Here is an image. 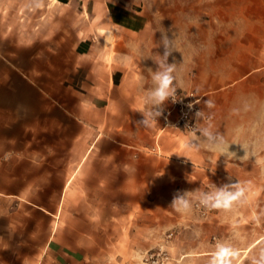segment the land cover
<instances>
[{
  "label": "crops",
  "instance_id": "0c3cea01",
  "mask_svg": "<svg viewBox=\"0 0 264 264\" xmlns=\"http://www.w3.org/2000/svg\"><path fill=\"white\" fill-rule=\"evenodd\" d=\"M83 1L95 21L65 77L66 105H58L55 90L37 85L7 91L24 99L19 104H33L34 121L4 120L0 130L36 136L2 142L34 146L35 160L26 162V173H14L15 157L0 170V264H82L97 242L121 251L139 225L170 213L186 179L218 174L206 168L204 145L185 149L191 132L165 126L177 120L170 101L158 123L138 125L151 86L148 68H157L142 56L163 54L156 47L160 31L177 36L183 55L174 51L168 62L182 63V90L205 97V91L222 94L234 77H264V0ZM7 63L11 77L13 63ZM16 108L22 113L20 105L0 113L9 117Z\"/></svg>",
  "mask_w": 264,
  "mask_h": 264
},
{
  "label": "rangeland",
  "instance_id": "374dc122",
  "mask_svg": "<svg viewBox=\"0 0 264 264\" xmlns=\"http://www.w3.org/2000/svg\"><path fill=\"white\" fill-rule=\"evenodd\" d=\"M91 11L83 0H0V111L7 105H20V112L27 111L22 114L16 108L9 117L0 113V122L34 121L33 104H19L24 99L7 94L10 90L30 91L37 85L55 90L58 105H66L65 77L73 71L78 43L95 21L88 15ZM7 61L13 63L11 77ZM234 78L222 94L205 91L203 104L213 101L214 107L206 110L210 123H215V130L229 142L247 145L249 158L226 159L207 149L206 168L218 174L186 179L184 187L185 191L207 190L212 184L219 187L239 180L247 185L245 201L228 211L199 209L195 200L188 212L171 207L166 217L154 218L148 226L139 225L137 236L123 243L121 251L113 242H97L82 264H209L218 244L225 246L220 264H254L260 259L264 252V77ZM35 136L34 130H0V170L3 166L9 169L10 159L15 157L14 173H26V162L34 163L35 147L5 146L2 142L8 137ZM229 150L237 157L244 155L238 144L230 145ZM2 181L0 178V185ZM35 196L40 201V196Z\"/></svg>",
  "mask_w": 264,
  "mask_h": 264
},
{
  "label": "clouds",
  "instance_id": "9594fccd",
  "mask_svg": "<svg viewBox=\"0 0 264 264\" xmlns=\"http://www.w3.org/2000/svg\"><path fill=\"white\" fill-rule=\"evenodd\" d=\"M160 33L161 40L156 47L162 46L164 49L163 54H154L151 51L147 57L142 56V59L151 58L157 65L155 71L148 68L151 75V86L143 92L142 103L144 107L137 110L142 113L144 117L143 120L138 122V125L143 127H150L158 123V117L161 116L165 104L169 101L175 103L181 98L177 95V91L181 90L180 65H182V63L177 64L175 62H168L169 56L174 51L181 52L176 44L177 36L173 32V38H169L165 29L160 31ZM137 52L139 53V49ZM189 107H191V105H189ZM205 107L206 109L213 108V101L210 99L205 101ZM196 116L197 123L194 127L188 128L191 132V136L185 143V149L199 150L200 146L204 145L207 149L218 152L219 157L224 156L226 159L232 158L239 160L249 158L248 146L239 142H229L224 134H220L218 130H213L205 111L202 110L197 112ZM232 144L241 146L244 151L242 157H237L235 151L229 150ZM7 156L8 154H6L5 158H7ZM246 192V183H241L239 180L237 183L223 184L219 187L212 184L207 190L199 188L195 191L177 193L173 198L171 207L175 208L178 212H188L192 209L193 200H195L198 205L204 209L228 211L245 201ZM224 247L223 244L217 245V251L213 253L212 258L209 260V264H220V254L221 251L224 250ZM254 264H264V252L261 253L259 260L254 261Z\"/></svg>",
  "mask_w": 264,
  "mask_h": 264
},
{
  "label": "built area",
  "instance_id": "2783aa9c",
  "mask_svg": "<svg viewBox=\"0 0 264 264\" xmlns=\"http://www.w3.org/2000/svg\"><path fill=\"white\" fill-rule=\"evenodd\" d=\"M177 95L181 98L175 103L170 101V112L177 114V120L173 122L166 120L165 126H172L174 128L190 132L188 128L194 127L197 123L196 113L203 110L204 97L196 91H186L182 89L177 91ZM189 105H191V107H189ZM207 117L209 120H211L210 115L207 114ZM197 207L202 209V207H200L198 204Z\"/></svg>",
  "mask_w": 264,
  "mask_h": 264
}]
</instances>
